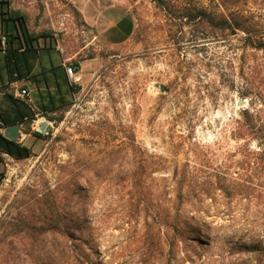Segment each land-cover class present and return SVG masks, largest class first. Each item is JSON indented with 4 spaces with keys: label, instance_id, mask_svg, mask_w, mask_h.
Instances as JSON below:
<instances>
[{
    "label": "rangeland",
    "instance_id": "1",
    "mask_svg": "<svg viewBox=\"0 0 264 264\" xmlns=\"http://www.w3.org/2000/svg\"><path fill=\"white\" fill-rule=\"evenodd\" d=\"M54 10L26 12L81 75L44 149L2 174L0 264H264L263 147L237 136L245 109L264 126V0H135L116 46Z\"/></svg>",
    "mask_w": 264,
    "mask_h": 264
},
{
    "label": "crops",
    "instance_id": "2",
    "mask_svg": "<svg viewBox=\"0 0 264 264\" xmlns=\"http://www.w3.org/2000/svg\"><path fill=\"white\" fill-rule=\"evenodd\" d=\"M10 1L12 11L27 17V28L32 34L45 32V22L43 26H36L26 10H34L33 19L41 14L48 19L52 6L60 15L65 1L76 8L80 20L108 45L125 43L136 28L131 11L135 0ZM3 37L0 19V132L4 135L8 127L19 125L16 141L37 154L35 146L44 149L45 141L35 136L32 121L38 116L50 119L70 107L77 87L66 73L65 66L78 67L75 77L81 75V66L72 61L73 57L65 56L51 38L28 41L20 37L8 43ZM28 42L33 46H27ZM22 90L27 93L25 97L20 96ZM11 160L15 159L0 152V175L6 172Z\"/></svg>",
    "mask_w": 264,
    "mask_h": 264
},
{
    "label": "trees",
    "instance_id": "3",
    "mask_svg": "<svg viewBox=\"0 0 264 264\" xmlns=\"http://www.w3.org/2000/svg\"><path fill=\"white\" fill-rule=\"evenodd\" d=\"M156 3L161 5L162 7H165V0H154ZM11 1L10 0H0V19L3 25V34L5 36V40L8 43H11L16 38L24 37L28 41L33 40V39H38V38H50V35L47 32H41L39 34H32L29 32L27 28V17L23 15L20 12L12 11L10 9ZM190 20H196L198 18V14L193 13V12H188L186 15ZM207 23L213 25V18L210 16L206 20ZM223 26L222 29L224 31H228L230 33L226 34V36L231 35V34H237V30H243L246 34H249L250 31L247 29H243L242 27H239V25H234L231 23L230 19L223 18ZM250 39L248 36L246 38ZM27 46L31 47L33 46L28 42ZM255 49L261 50L264 48V40L259 39L257 45L252 44ZM76 71L78 70V67H74ZM35 136L41 137L38 133H35ZM237 136L238 138L241 139H254V138H260L261 140V146L263 147L262 150H260V153L258 154L259 158L261 161V164H264V126L259 125L258 123L255 122L253 119V115L245 109L242 112V121L238 123L237 127ZM0 152H4L8 155H10L12 158L15 160H21V159H26L29 158L33 155V152L31 151L30 148L22 145L21 143L13 140H9L5 138V136L0 132ZM256 153V152H255ZM257 154V153H256ZM263 161V163H262ZM132 178V185L133 188L139 187L141 183V179H139L138 175L136 173H132L131 175ZM176 176V175H175ZM2 174L0 175V182H1ZM186 174H181L180 178L176 179V185H177V190H178V198L183 197V189L186 185ZM225 186V185H223ZM223 188H228L226 189V192H228V195H232V190L234 189L232 186H225ZM248 186L243 185V191H247ZM135 196L138 193V190L134 191ZM137 198V197H136ZM165 213V212H164ZM174 230H178L181 233H184V228L182 229L179 226H175Z\"/></svg>",
    "mask_w": 264,
    "mask_h": 264
},
{
    "label": "built area",
    "instance_id": "4",
    "mask_svg": "<svg viewBox=\"0 0 264 264\" xmlns=\"http://www.w3.org/2000/svg\"><path fill=\"white\" fill-rule=\"evenodd\" d=\"M2 39L5 40V37H3ZM65 69L68 76L71 78L74 77V80L76 82L78 80L77 77H75L76 69L72 66H65ZM26 94V91L22 90L20 96L25 97ZM54 124L55 120H49L44 117L38 116L32 121V128L35 132L44 137L49 135V131L54 127Z\"/></svg>",
    "mask_w": 264,
    "mask_h": 264
},
{
    "label": "water",
    "instance_id": "5",
    "mask_svg": "<svg viewBox=\"0 0 264 264\" xmlns=\"http://www.w3.org/2000/svg\"><path fill=\"white\" fill-rule=\"evenodd\" d=\"M161 90L166 91V88L162 86ZM18 129H19V125L8 127L4 132L5 138L16 141L18 139Z\"/></svg>",
    "mask_w": 264,
    "mask_h": 264
}]
</instances>
